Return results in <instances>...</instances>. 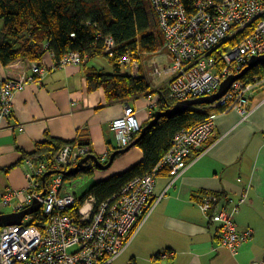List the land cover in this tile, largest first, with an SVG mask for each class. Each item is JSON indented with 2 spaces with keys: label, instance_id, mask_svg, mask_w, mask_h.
Segmentation results:
<instances>
[{
  "label": "built area",
  "instance_id": "1",
  "mask_svg": "<svg viewBox=\"0 0 264 264\" xmlns=\"http://www.w3.org/2000/svg\"><path fill=\"white\" fill-rule=\"evenodd\" d=\"M191 1L189 9L181 0H150L163 46L148 60V76L154 89L165 87V98L176 103L213 95L227 77L239 74L252 57L264 56V0ZM113 47L112 39L106 38L104 51L112 55ZM86 59L87 56L67 52L55 61V67L81 65ZM119 63L128 74L139 75L138 61L122 57ZM45 71L40 62L34 61L28 72L0 81V128L12 116L15 92L39 81ZM260 89L264 90V76L234 82L222 98L207 105L209 115L205 121L174 135L169 150L150 173L133 178L100 204L92 197L80 202L63 191L62 172L75 167L87 155L85 147L65 145L51 166L24 159L26 185L18 191L0 192V215L7 208L18 213L34 201L40 207L25 216L20 225L0 228V264H116L155 206L152 197L156 178L164 171L172 181L180 177L191 165V153L201 154L207 147L217 116L236 111L242 120L247 119L251 113L247 109L249 97ZM156 91L145 97L149 117L160 100ZM136 114L126 102L122 115L112 121L117 149L126 148L140 131ZM106 157H101L100 163ZM50 171L55 173L45 186L41 179ZM244 201L245 196L234 203L205 193L196 202L206 222L216 225L218 246L233 257L253 237L250 228L239 232L236 227L235 216ZM35 217L40 226L29 224Z\"/></svg>",
  "mask_w": 264,
  "mask_h": 264
},
{
  "label": "crops",
  "instance_id": "2",
  "mask_svg": "<svg viewBox=\"0 0 264 264\" xmlns=\"http://www.w3.org/2000/svg\"><path fill=\"white\" fill-rule=\"evenodd\" d=\"M98 59L56 68L47 53L40 61L46 69L42 78L15 92L12 116L0 128L1 193L25 187V168L17 164L23 153L34 152L46 134L62 141L82 136L89 144L87 149L98 158L117 149L111 123L122 115L125 102L105 105L101 89L86 91L87 71L104 69L95 64ZM29 66L26 60L0 65V81L28 72ZM157 90L167 95V89ZM127 103L137 111V120L143 125L149 118L146 98ZM247 109L251 113L245 120L236 111L217 116L207 147L201 154L191 153V165L180 177L172 181L164 171L156 178L152 197L155 206L116 264H255L263 260L259 230L247 216H264V90L249 97ZM141 159V151L132 148L112 164L113 171L98 173L97 181L120 174ZM205 193L219 194L234 203L245 196L236 215V227L239 232L250 228L256 236L244 242L235 257L218 246L216 225L206 222L196 204ZM247 253H252L249 258L245 257Z\"/></svg>",
  "mask_w": 264,
  "mask_h": 264
},
{
  "label": "trees",
  "instance_id": "3",
  "mask_svg": "<svg viewBox=\"0 0 264 264\" xmlns=\"http://www.w3.org/2000/svg\"><path fill=\"white\" fill-rule=\"evenodd\" d=\"M181 1L190 9L191 0ZM106 38L113 41L112 55L104 51ZM162 46L163 35L150 0H0V65L6 67L18 60L40 62L47 53L55 61L67 52L87 56L81 65L95 58H103L110 69L91 68L85 75V81L88 93L99 89L103 91L105 105L126 103L138 97H146L155 90L153 80L148 76L151 68L148 60ZM122 57L139 62L140 73L137 77L124 70V66L119 63ZM254 76H264V66L253 68L241 80L247 81ZM156 92L160 100L154 112H163L176 103L166 99L161 90ZM153 114L141 125V129L149 123ZM208 115L209 108L198 105L171 119L160 118L133 147L141 151V161L120 174L94 182L80 198V202L92 197L96 204H100L117 194L133 178L150 173L169 150L174 135L202 123ZM139 135L140 131L130 143L138 139ZM73 144L86 149L89 146L82 136L78 140L62 141L46 134L44 140L35 145L32 154H22L17 165L31 158L51 166L62 147ZM115 151L117 149L110 154ZM110 154L103 164L107 163ZM87 155H93L89 149ZM121 156L116 155L114 162ZM97 159L100 162V158ZM96 171L94 162L90 161L83 171L73 176H64L63 182L83 175L91 176ZM50 179L49 176L46 178L45 186ZM29 224L41 225L36 217Z\"/></svg>",
  "mask_w": 264,
  "mask_h": 264
},
{
  "label": "water",
  "instance_id": "4",
  "mask_svg": "<svg viewBox=\"0 0 264 264\" xmlns=\"http://www.w3.org/2000/svg\"><path fill=\"white\" fill-rule=\"evenodd\" d=\"M257 66H264V56L252 57L247 62L246 67L239 74L227 77L220 84L218 91L214 93L213 95H210L208 97L180 101V102L175 103L171 108L166 109L163 112H159V111L154 112L153 117L149 121V123L140 130V135L138 139L130 143L126 148L119 149L111 153L106 164L100 163L97 157L94 155H86L84 158H82L77 163L75 167L68 169L65 172H62V174L64 176L76 175L80 171H83L87 167V163L90 161L94 162L98 171L108 170L114 163V159L116 155H123L127 153L130 149H132L136 145L137 141L144 135L145 131L152 128L160 118L171 119L173 117L184 114L192 106H198V105L207 106V105L213 104L214 102L222 98L227 93V91L230 89L231 85L234 82L241 80L250 70H252L253 68ZM54 173L55 172L53 171L45 173L41 179L42 182L44 183L45 178L53 175ZM39 207L40 205L38 204V202L34 201L30 207L18 213H7V214L0 215V228L7 227V226L20 225L22 219L25 216L34 214L39 209Z\"/></svg>",
  "mask_w": 264,
  "mask_h": 264
},
{
  "label": "rangeland",
  "instance_id": "5",
  "mask_svg": "<svg viewBox=\"0 0 264 264\" xmlns=\"http://www.w3.org/2000/svg\"><path fill=\"white\" fill-rule=\"evenodd\" d=\"M149 59L152 60V56ZM95 64L103 66V68L105 70L108 69V64L103 58H99ZM124 70H126V69H124ZM21 73H23V72H21ZM117 150H119V149H117ZM111 169H112V167L106 171H96L91 176H84L83 175L81 177L73 178L70 181H67L64 183L63 191H64V193L73 194L75 198L80 199L86 194L89 187L94 182L97 181L98 173H108V171H113ZM241 208H242V205L239 207L238 212L241 210ZM10 212H11L10 208H7L4 210V214L10 213ZM235 219H236V216H235ZM247 219L252 220L255 223V225L257 226V230H259L258 237L260 240L261 250H263L264 249V216H259L257 214H254V215L249 214L247 216ZM255 236L253 233V237L249 241H252V239ZM251 254L252 253H247V255H245V257L249 258L251 256ZM236 258L239 259L240 256L238 255Z\"/></svg>",
  "mask_w": 264,
  "mask_h": 264
}]
</instances>
